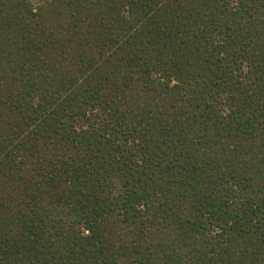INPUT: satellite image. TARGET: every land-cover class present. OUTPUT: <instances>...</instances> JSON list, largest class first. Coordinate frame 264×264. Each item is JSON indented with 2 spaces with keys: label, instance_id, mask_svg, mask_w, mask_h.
<instances>
[{
  "label": "trees",
  "instance_id": "1",
  "mask_svg": "<svg viewBox=\"0 0 264 264\" xmlns=\"http://www.w3.org/2000/svg\"><path fill=\"white\" fill-rule=\"evenodd\" d=\"M262 6L0 0V264H264Z\"/></svg>",
  "mask_w": 264,
  "mask_h": 264
},
{
  "label": "rangeland",
  "instance_id": "2",
  "mask_svg": "<svg viewBox=\"0 0 264 264\" xmlns=\"http://www.w3.org/2000/svg\"><path fill=\"white\" fill-rule=\"evenodd\" d=\"M261 1V3H262V5H264V0H260ZM259 1H257L256 3H258ZM262 9H263V12L261 13V12H259V13H256V15H255V17L258 19V21L259 20H261V18H263L264 17V6H262ZM260 26H262V24H260ZM262 37H263V35H262ZM259 41H263L264 42V37L263 38H259ZM4 84V81H1L0 80V99L2 100L3 99V97H4V92L2 91V89H1V85H3ZM78 98V97H77ZM4 105H0V127H2V129H6L8 132L6 133V134H4V135H2V136H0V141L1 140H4V139H6L7 141H13L11 138V131L9 132V130L7 129V126H8V124L11 122V119H8L7 120V118L5 117V115H7V111H6V109L3 107ZM43 111H46V110H43ZM5 130V131H6ZM9 133V134H8ZM38 133L40 134V133H42V130L41 129H39V131H38ZM43 137V136H42ZM52 138V137H51ZM41 141H50V140H52V139H40ZM48 151V150H47ZM46 155V157H47V160L46 161H44L43 160V165H44V167H43V170L44 171H46V170H48V169H50V167L49 166H47V162H50L51 161V164H52V167H51V171L52 170H54V171H56V169H57V167H59L58 165H59V163L57 162L58 160H54L53 158H50V156L48 155V154H45ZM51 159H53V160H51ZM20 161H21V158H20ZM60 168V167H59ZM58 168V169H59ZM25 170H27V169H30L31 171H29L28 173H35V169L34 168H28L27 166H26V168H24ZM57 169V170H58ZM55 174H56V172H55ZM56 183H57V187H59V185H61L62 186V183H59V181H56ZM60 186V187H61ZM103 187V186H102ZM105 190H100L101 189V187L100 186H94L93 187V191H92V193L93 194H96V196L99 198V196L101 197V198H105V195H110L111 196V201H112V192L114 193H117L116 191H117V188H115V187H110V185H107V186H105V187H103ZM60 189V188H59ZM113 191H112V190ZM99 195V196H98ZM92 200V202L91 203H93V202H95V201H97L95 198H92L91 199ZM44 207H46V208H49V209H53V210H55V209H64L63 211V213H64V217L65 218H69L70 216L73 218V219H76L77 217H76V212L73 210V209H71L72 207L71 206H69V205H67L66 204V202L65 201H63V202H59V200H58V198H57V196H52V197H50V198H48V199H46L45 200V206ZM120 227H121V233L124 235V237L125 238H129L130 237V240L134 237V234L136 233V228L135 227H133V226H129V225H126V224H121L120 225ZM114 230V229H113ZM183 255L185 256V261H190V259H191V257H192V254H190V253H188V252H186L185 254L183 253Z\"/></svg>",
  "mask_w": 264,
  "mask_h": 264
}]
</instances>
